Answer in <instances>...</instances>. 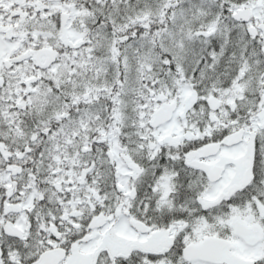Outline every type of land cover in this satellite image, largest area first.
Masks as SVG:
<instances>
[{
  "label": "snow or ice",
  "instance_id": "6c2138e0",
  "mask_svg": "<svg viewBox=\"0 0 264 264\" xmlns=\"http://www.w3.org/2000/svg\"><path fill=\"white\" fill-rule=\"evenodd\" d=\"M0 264H264V0H0Z\"/></svg>",
  "mask_w": 264,
  "mask_h": 264
}]
</instances>
